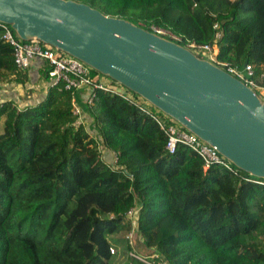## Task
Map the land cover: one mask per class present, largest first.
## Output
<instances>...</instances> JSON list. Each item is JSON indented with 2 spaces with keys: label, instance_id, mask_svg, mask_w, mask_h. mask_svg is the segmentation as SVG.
Wrapping results in <instances>:
<instances>
[{
  "label": "trees",
  "instance_id": "16d2710c",
  "mask_svg": "<svg viewBox=\"0 0 264 264\" xmlns=\"http://www.w3.org/2000/svg\"><path fill=\"white\" fill-rule=\"evenodd\" d=\"M70 1L164 30L181 46L212 45L216 63L264 74V0ZM4 32L0 24V85L24 83ZM74 96L57 83L34 106L0 103V264H111V248L130 250L132 208L135 239L166 264H264V180L235 166L204 171L181 145L169 154L149 115L99 89L81 105L92 135L72 113Z\"/></svg>",
  "mask_w": 264,
  "mask_h": 264
},
{
  "label": "water",
  "instance_id": "95a60500",
  "mask_svg": "<svg viewBox=\"0 0 264 264\" xmlns=\"http://www.w3.org/2000/svg\"><path fill=\"white\" fill-rule=\"evenodd\" d=\"M0 24L23 41L37 39L121 84L237 169L264 180V102L209 61L70 0H0Z\"/></svg>",
  "mask_w": 264,
  "mask_h": 264
},
{
  "label": "built area",
  "instance_id": "2783aa9c",
  "mask_svg": "<svg viewBox=\"0 0 264 264\" xmlns=\"http://www.w3.org/2000/svg\"><path fill=\"white\" fill-rule=\"evenodd\" d=\"M4 35L3 39L12 47L15 66L22 71L27 70L30 64L35 59H41L47 62L50 69L48 77L51 79L50 85L57 83L63 84V89L71 91L75 94L72 99V113L75 116L82 118L83 109L78 101V96L81 95L82 103L86 107H91L93 92L99 89L105 93L116 95L128 103L137 106L144 113L149 115L159 126L160 130L166 137L165 149L169 154H174L178 146H184L191 152L196 154L203 162V169L206 171L212 165H222L229 171H234V165L221 156L215 147L210 146L206 142L200 140L194 134L182 128L177 122L162 114L157 109L149 105L140 96L132 93L121 84L112 81L102 75H97L93 78L90 76L91 68L85 65L80 60L40 42L37 39L23 41L13 34V30L9 26L1 24ZM216 27V26H215ZM153 33L158 36L177 43L179 39L164 30L152 27ZM169 36L170 38H166ZM218 36V35H217ZM197 56H201L227 72L232 77L241 81L244 85L254 91L257 96L264 102V74H256L251 65L246 64L243 67L232 66L226 63H216L215 47L208 44L196 45L189 43L183 46ZM200 58V57H199ZM1 103V102H0ZM169 124H167V121ZM116 161V155L111 153ZM260 185L264 183L258 182ZM126 220L130 222L131 229L126 233L125 240L130 250L128 257L134 258L143 264H166L165 261L156 254H151L147 257L139 255L134 251L135 231L137 230V216L134 208L126 213ZM116 253L115 248L110 249V254Z\"/></svg>",
  "mask_w": 264,
  "mask_h": 264
},
{
  "label": "crops",
  "instance_id": "0c3cea01",
  "mask_svg": "<svg viewBox=\"0 0 264 264\" xmlns=\"http://www.w3.org/2000/svg\"><path fill=\"white\" fill-rule=\"evenodd\" d=\"M47 65L48 64L46 61L41 59H35L27 68V70H25L27 79L24 83L12 81L4 85L3 84L0 85V102L12 101L17 105L19 109H23L26 107L34 106L40 101H42L45 98L48 88L50 87L51 84L50 81L51 79L50 78L45 79L44 76V70L47 67ZM82 98L83 97L81 95L78 96V101L80 105L83 104ZM83 113L85 117L83 120L86 121V123H88L90 127L93 126L92 119L89 117V115H87L85 111ZM103 158L107 163L110 164L111 153L109 151L103 152ZM120 236L121 235H118L116 237H120ZM123 241H125L124 236H123ZM138 242L141 243V239H138ZM118 249L117 251L118 253H120ZM125 254L126 252L123 253L124 257ZM146 254L147 253H145L144 255ZM125 264H128V262Z\"/></svg>",
  "mask_w": 264,
  "mask_h": 264
},
{
  "label": "rangeland",
  "instance_id": "374dc122",
  "mask_svg": "<svg viewBox=\"0 0 264 264\" xmlns=\"http://www.w3.org/2000/svg\"><path fill=\"white\" fill-rule=\"evenodd\" d=\"M201 57V56H200ZM81 107H83V106H81ZM84 114V113H83ZM82 118L84 119L85 117H84V115H82ZM83 122L85 123V125H86V128H88L89 130H90V132L92 133V135H96L97 133H96V131L93 129V126H89L88 125V123H86V121H84L83 120ZM113 161H114V158L112 157V155H111V162L110 163H113ZM123 236V235H122ZM125 236H126V234H125ZM124 239H125V237H124ZM116 250V249H115ZM119 252L120 253H118V251L116 250V253L114 254V255H112L113 256V258H112V261H111V264H125V263H127L128 262V255H127V252H128V250H127V247L125 246V245H122L121 247H119ZM133 250L135 251L136 250V252H138L139 253V255H141V256H143V257H147V256H149V255H144L145 253H147V252H145V251H143V246H142V244L140 243V242H138L136 239H135V241H134V248H133ZM124 252H126V254H125V257H124V255H123V253ZM119 256V257H118ZM124 261H125V263H124Z\"/></svg>",
  "mask_w": 264,
  "mask_h": 264
},
{
  "label": "bare ground",
  "instance_id": "6f19581e",
  "mask_svg": "<svg viewBox=\"0 0 264 264\" xmlns=\"http://www.w3.org/2000/svg\"><path fill=\"white\" fill-rule=\"evenodd\" d=\"M193 53V52H192ZM194 54V53H193ZM194 55H196V54H194ZM197 56V55H196ZM198 57V56H197Z\"/></svg>",
  "mask_w": 264,
  "mask_h": 264
}]
</instances>
